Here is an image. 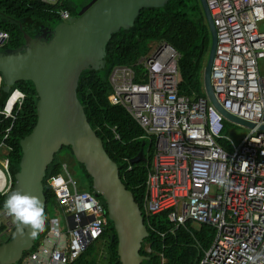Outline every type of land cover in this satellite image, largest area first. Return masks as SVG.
Here are the masks:
<instances>
[{
    "label": "built area",
    "instance_id": "2783aa9c",
    "mask_svg": "<svg viewBox=\"0 0 264 264\" xmlns=\"http://www.w3.org/2000/svg\"><path fill=\"white\" fill-rule=\"evenodd\" d=\"M207 4L217 31L211 73L214 94L225 111L254 126L247 136L235 144L225 135L231 122L205 91V97L197 99L182 93L180 54L165 42L151 44L149 53L132 66H114L107 99L109 105L126 110L153 140L152 159L145 160L146 216L166 212L170 233L180 229L189 233L202 253L197 264H264V131L259 130L264 126V31L258 28L264 19V0H207ZM59 15L64 21L70 14L62 9ZM9 40L10 34L0 31V47ZM25 97L15 88L0 113L11 116ZM106 127L119 141L117 126ZM5 168L4 193L10 183ZM48 184L65 230L57 219L47 218L46 230L23 264H74L101 240L105 208L94 192L78 189L65 164ZM3 216L8 223L1 234L9 237L15 225L6 210ZM193 224L213 229L208 248L195 238ZM147 250L151 252L150 246ZM157 254L160 264H166L164 251Z\"/></svg>",
    "mask_w": 264,
    "mask_h": 264
},
{
    "label": "trees",
    "instance_id": "16d2710c",
    "mask_svg": "<svg viewBox=\"0 0 264 264\" xmlns=\"http://www.w3.org/2000/svg\"><path fill=\"white\" fill-rule=\"evenodd\" d=\"M62 9L67 10L70 15H76L70 12L69 0H57L53 4L35 0H0V31L10 34V40L5 46L0 47V50L18 49L26 40L25 36L34 37L38 33L52 29L62 21L59 15ZM162 42L169 44L180 54L177 69L181 77L178 87L182 93L195 99L205 97L203 73L211 47V33L201 1L167 0L164 7L143 8L137 14L133 27L121 29L111 35L105 46L104 58L98 67H90L80 73L75 89V106L86 117L87 123L102 141L103 149L116 164L122 182L141 208L148 230L140 250V255L144 258L141 264H160L157 253L161 251H164L167 258L166 264H197L202 253L189 233L184 229L170 233V222L166 212L156 216H146L143 206L145 196L143 183L147 175L145 161L137 163L129 161L141 150L144 151L146 159H152L153 140L145 136L144 131L135 124L126 110L121 106L109 105L107 99L110 92L108 76L112 68L116 65H132L149 53L151 44ZM1 84L0 77V97ZM15 88L20 89L26 97L21 106L17 104L13 107L11 116L0 113V145L7 150L6 153L0 154V161L3 163H0L2 189L6 187L8 179L5 165L11 169L19 163L22 157L21 142L32 132L37 122V96L33 84L20 81L11 92ZM15 98L16 96H13L9 99L7 109L11 110ZM6 100L0 102V111L3 110ZM106 126H117L121 137L119 141L113 139ZM63 150L70 151L67 146L61 147L46 168L43 179L46 215L56 197L46 180L61 171L63 163L58 156ZM77 165L83 168L81 164L77 163ZM129 165L130 169H128ZM84 172L89 181L87 188L95 193L90 175L86 170ZM13 184L14 178H11L8 190ZM4 194L0 193V201ZM97 197L105 208L107 219L105 200L102 196ZM2 208L0 202V210ZM47 218L50 217L47 215ZM5 228V225H0V234ZM192 228L195 238L208 248L213 237V229L207 226ZM113 234V226L107 221L101 238L106 247L107 264H119L116 238L111 241ZM160 234H165V237L162 238ZM93 245L84 251L74 264H96ZM147 246H150L151 252H148ZM36 247L37 244L33 245L29 251H33ZM26 257L25 253L14 264H23Z\"/></svg>",
    "mask_w": 264,
    "mask_h": 264
},
{
    "label": "water",
    "instance_id": "95a60500",
    "mask_svg": "<svg viewBox=\"0 0 264 264\" xmlns=\"http://www.w3.org/2000/svg\"><path fill=\"white\" fill-rule=\"evenodd\" d=\"M209 31L211 47L203 73L204 91L215 107L231 123L253 129L221 106L215 97L211 73L217 46V31L207 0H200ZM167 0H91L76 15H69L50 30L26 40L18 49L0 50L1 97L3 103L15 85L31 82L37 96V122L21 142L22 157L9 169L13 186L39 197L46 208L43 179L46 168L63 146L70 149L76 163L91 177L97 196L106 203L107 221L114 229L119 264H141L143 242L148 234L141 208L122 182L116 164L103 149V143L75 106V89L80 73L98 67L113 33L133 27L137 14L146 7H164ZM264 131V126L260 127ZM141 150L130 163L143 161ZM50 177L47 178L49 182ZM46 213V211H45ZM47 217V215H46ZM29 229L20 236L14 228L11 239L0 245V264H14L34 245Z\"/></svg>",
    "mask_w": 264,
    "mask_h": 264
},
{
    "label": "rangeland",
    "instance_id": "374dc122",
    "mask_svg": "<svg viewBox=\"0 0 264 264\" xmlns=\"http://www.w3.org/2000/svg\"><path fill=\"white\" fill-rule=\"evenodd\" d=\"M91 0H69V6H70V12L72 14L78 13L84 6H86ZM258 28L260 31H264V19L258 22ZM264 63V61L262 62ZM204 87V84H203ZM202 87V88H203ZM249 131L245 128L236 126L235 124H227V128L225 130V135L228 136L233 140L235 144H238L240 140H242L245 136H247ZM7 150L5 147L0 148V154L6 153ZM59 159L62 161L63 164H65L71 173L72 177L77 181V187L78 189H84L89 190L87 187H89V181L86 176V172H84V169L81 168L74 160L73 155L70 151L63 150L59 153ZM62 170V166H61ZM3 211H5L4 207L0 210V224L6 225L8 223V220L3 216ZM47 215L50 218L57 219L59 221V227L62 230H65L64 221L62 218V215L60 212L54 208L53 205H51L48 208ZM197 225L193 224L192 227H196ZM46 230V227H45ZM44 230V231H45ZM43 231V232H44ZM10 239V236H4L0 235V242L5 243ZM37 240V239H36ZM103 240V239H102ZM99 242V243H98ZM95 245H93L94 254L97 252L98 249H103L102 251L106 253V247L102 242L98 241ZM107 255V253H106ZM104 264V263H102Z\"/></svg>",
    "mask_w": 264,
    "mask_h": 264
},
{
    "label": "clouds",
    "instance_id": "9594fccd",
    "mask_svg": "<svg viewBox=\"0 0 264 264\" xmlns=\"http://www.w3.org/2000/svg\"><path fill=\"white\" fill-rule=\"evenodd\" d=\"M245 129L252 130L248 128ZM0 163L2 162L0 161ZM2 191L3 189L0 188V192ZM6 195L7 199L4 201L3 207L6 210L7 214L13 218V223L16 227V233L18 235L23 236L25 234V229L27 228L29 229L27 233L28 236L30 238H35L40 232H43L45 230L47 220L45 205L39 197L26 192H22L19 189L10 191V193H6ZM95 234H98V232Z\"/></svg>",
    "mask_w": 264,
    "mask_h": 264
},
{
    "label": "crops",
    "instance_id": "0c3cea01",
    "mask_svg": "<svg viewBox=\"0 0 264 264\" xmlns=\"http://www.w3.org/2000/svg\"><path fill=\"white\" fill-rule=\"evenodd\" d=\"M138 62V60L135 62V63H133L132 65H134V64H136ZM132 65H129V66H132ZM144 152V151H143ZM144 160L143 161H145L146 160V157H145V153H144ZM0 193H4V192H0ZM0 225H3V224H0ZM103 241V240H102ZM101 240H100V242H102ZM99 243V242H98ZM98 243H96V244H98ZM103 244V243H102ZM95 245V244H94ZM103 249H98L97 250V252H95V257H96V259H97V261H96V264H102V263H104V264H107V255H106V253L105 252H103L102 251Z\"/></svg>",
    "mask_w": 264,
    "mask_h": 264
},
{
    "label": "flooded vegetation",
    "instance_id": "af4514ba",
    "mask_svg": "<svg viewBox=\"0 0 264 264\" xmlns=\"http://www.w3.org/2000/svg\"><path fill=\"white\" fill-rule=\"evenodd\" d=\"M111 237H112V235H111Z\"/></svg>",
    "mask_w": 264,
    "mask_h": 264
}]
</instances>
